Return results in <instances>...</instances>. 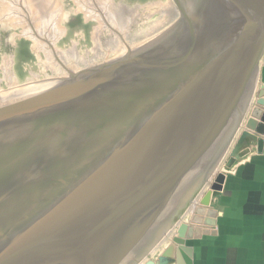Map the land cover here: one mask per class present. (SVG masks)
Returning a JSON list of instances; mask_svg holds the SVG:
<instances>
[{
    "label": "water",
    "instance_id": "1",
    "mask_svg": "<svg viewBox=\"0 0 264 264\" xmlns=\"http://www.w3.org/2000/svg\"><path fill=\"white\" fill-rule=\"evenodd\" d=\"M175 2L163 38L0 93V264H140L175 227L178 245L206 233L181 217L243 122L264 135L247 117L264 0ZM219 188L204 190L190 224H213Z\"/></svg>",
    "mask_w": 264,
    "mask_h": 264
},
{
    "label": "rangeland",
    "instance_id": "2",
    "mask_svg": "<svg viewBox=\"0 0 264 264\" xmlns=\"http://www.w3.org/2000/svg\"><path fill=\"white\" fill-rule=\"evenodd\" d=\"M48 1H46L47 5H50L54 8H50V6L48 8L46 7L47 10L44 12V17L46 16L45 18H49L52 14L56 13L57 25L62 26V28L64 29L63 35L61 31L59 37H57L58 39L55 43V49L53 50L58 62L56 60L54 63V61L48 58L49 55L46 54L50 53L48 47V51L46 53L33 52L35 51V48L32 42L22 36L26 25H40V17H37V20L39 19L38 21H33L30 19L29 23H18L16 24L17 27L15 24H11L12 26H10L9 22H6L7 24H5V21L3 20V22L1 19L0 92L14 88L16 86H21L22 84L64 77L70 73L84 71L92 66H95L96 64H100L103 61L113 59L116 56L120 55L121 51L119 50V48L123 44L125 46H131L135 44L139 45L143 41L151 38L153 35H156L157 32H160V30L164 26H169L175 22L174 21L173 23H171L173 18L175 17L174 12L176 13V11L174 10L175 4L173 3V0H105L106 2L108 1L107 3L109 4L113 3L112 5H114L115 8L122 7L125 9V7H127L126 11L131 14V10H133L132 13H134L135 15L132 14L134 18L132 17L131 20L127 18L124 21L126 22V28L124 32L117 31L116 29L114 32L110 31V29H102L97 33L96 38L93 39L95 29L97 27L99 28V25L98 23L85 17L86 15L84 12L78 11V7L76 5L77 3L74 0ZM52 4L54 6H52ZM150 5H159V7L154 10H148V7ZM142 10L146 11L147 13L149 12V16L148 14L146 15V12H142ZM75 11L76 13H74ZM141 13H143L144 15ZM61 14H63L64 16H62ZM194 26H202V23H195ZM4 29L7 30V32H5ZM56 51L58 54L56 53ZM161 56L162 55L160 52L156 54L157 58ZM61 58H64V61ZM6 60L8 61V64L10 63L8 68H10L9 73H12V80L14 85H10L9 81L6 80V77L3 75L4 72L1 67L3 64H5ZM256 87L257 88L253 93L255 100L253 101L252 106L248 109L247 117H249L250 115L253 117H257V115L264 116V110L260 108V106H264V92L262 88L258 86ZM257 105L262 110L258 109L256 107ZM245 122L242 123L241 127ZM238 133L228 151L223 155L221 163L218 166L220 167L218 168V174L224 175L237 162L241 161L244 158L246 151L243 148L245 142L247 141L246 139L255 137V134L246 131L242 134V137L237 140V137L239 136ZM220 136L221 135L218 134L217 137L214 138V141H219ZM213 147L214 143L213 146L212 144L209 146L211 150H214ZM189 219L190 216H186V214H184L181 217L179 224H188ZM175 229L176 227L164 237L160 244L157 245L156 249L151 251L140 264H173L175 262V254L173 256L170 255L173 254L174 249L175 252H178L179 246L178 243L173 239V232L175 231Z\"/></svg>",
    "mask_w": 264,
    "mask_h": 264
},
{
    "label": "crops",
    "instance_id": "3",
    "mask_svg": "<svg viewBox=\"0 0 264 264\" xmlns=\"http://www.w3.org/2000/svg\"><path fill=\"white\" fill-rule=\"evenodd\" d=\"M258 85L264 92V55ZM255 118L264 122V116ZM246 131L244 124L237 140ZM251 133L255 137L246 139L244 158L211 194L207 208L213 212V224L188 223L207 231L180 241L178 252L174 249L170 255L175 254L173 264H264V135Z\"/></svg>",
    "mask_w": 264,
    "mask_h": 264
},
{
    "label": "bare ground",
    "instance_id": "4",
    "mask_svg": "<svg viewBox=\"0 0 264 264\" xmlns=\"http://www.w3.org/2000/svg\"><path fill=\"white\" fill-rule=\"evenodd\" d=\"M46 1H48V0H0V5H1L0 20L1 19H2V21L4 20L5 21V24H7L6 22H9V25L12 26L11 24H15L16 25L18 23H29L30 19L33 20V21H35V20L38 21L39 19L37 20V17H40L39 24L41 26L40 25L39 26H27L26 25V28L23 31V35L22 34L21 35L24 36L26 39H28L29 41L32 42V44L34 45V48H35V51H33V52H36V53L44 52V53H46L48 51L47 50V47H48L49 50H50V53H46V54H48L49 55L48 58H50V60L54 61V63H55V61L57 60V57L55 56V53L53 52V50L55 49V43H56V40L58 39L57 37H59L61 31H62V35H63V30L64 29L62 28V26H58L57 25V22H56L57 21V14L56 13L52 14L49 18H45L46 16L44 17V15H45L44 12L50 6V5H47V2ZM74 1L77 3L76 5L78 7V11L84 12L85 15H86L85 17H87L88 19H91L92 21L98 23L99 28L97 27L95 29V32L93 34V39L96 38L97 33L99 32V30H102V29H110V31H113V32L116 29L117 31L124 32V30L126 28V26H125L126 25V22H124V21L127 18L129 20H131L132 17H133L132 14L135 15L134 13H132L133 10H131V14H129V12L126 11V8L127 7H125V9L122 8V7L115 8L114 5H112L113 3L112 4H109V3H107L108 1L106 2L105 0H74ZM48 3H49V1H48ZM173 3L175 4L174 5V10L176 11V13L174 12L175 17L173 18V20L171 22V23H173L175 21L173 24H171L169 26H164L160 30V32H157L156 33V35H153L151 38L143 41L140 44L138 43L139 45L135 44L137 46H135V45L125 46L123 44L119 48V50L121 51L120 52V55L116 56L113 59L103 61L100 64H96L95 66H97V65L98 66H102V65H105V64H108V63L112 62L113 60L121 59L122 56L127 55L129 53H132L135 49H137V48H139L141 46H144L146 44H150V42L153 41V40L156 41V40H158L160 38H163L165 36V34L174 25H176V22L179 19L178 16H179L180 12H179V9L177 7V4H176L175 0H173ZM52 6H54V5L52 4ZM158 7H159V5H150L148 7V10L149 9L154 10V9H156ZM50 8H54V7H51L50 6ZM145 8H147V7H145ZM143 11L144 10H142V12ZM145 12L146 11H144V13ZM74 13H76V11ZM141 14H143V13H141ZM147 14L149 16V12L148 13L146 12V15ZM61 15L64 16L63 14H61ZM137 16H138V14H137ZM63 18H65V17H63ZM169 20H170V18H169ZM60 21H61V19H60ZM120 22H123V23H120ZM16 27H17V25H16ZM5 32H7V30H5ZM13 45H14V43H13ZM132 47H134V48H132ZM56 53H57V51H56ZM9 59H7V60H9ZM61 59L64 61V58H61ZM7 60H6L5 64L2 65L1 68H2V70L4 72L3 75L6 77V80L9 81V84L10 85H14L13 80H12V77H13L12 76V73H9L10 68H8V66L10 65V63L8 64V61ZM4 61H5V59H4ZM57 62H58V60H57ZM2 63H3V61H2ZM95 66H92V67H90V68H88V69H86L84 71H89V70L95 68ZM7 69H8V71H7ZM84 71H80V72H84ZM8 73H9V75H8ZM77 73H70V74H68V75H66L64 77L47 79L45 81L46 82H53V83H56L57 84L61 80H65V79H67L69 77H72L74 74H77ZM4 80H5V78H4ZM36 82H38V81H36ZM36 82H31V83H36ZM257 83H258V80H257V82L255 84V87H254L255 89L257 88L256 86L259 87V85H257ZM28 84H30V83H28ZM17 87H20V86H16V87L11 88V89H8V90H13V89H15ZM8 90H6V91H8ZM6 91H3V92H6ZM254 100H255V97L253 95V97L251 98V101L252 102H250L251 104H249L250 107L252 106ZM240 127H239V129H240ZM239 129H238V132H239ZM237 133H236V135H237ZM236 135H235V137H236ZM234 138H233V140H234ZM233 140H232L230 146L232 145ZM218 173H219V170L215 172V174L211 177V179L208 182V184H206V186L204 187V189H202V192L197 195L196 199L189 206V208L185 211L184 214H186V216L189 215L191 217L194 213H198L197 210L200 209L198 204H199V201L201 199V194H203L204 190L207 187L208 188L209 187H215L216 188V187L220 186V184H221V178L218 177ZM156 247L153 250H155Z\"/></svg>",
    "mask_w": 264,
    "mask_h": 264
}]
</instances>
